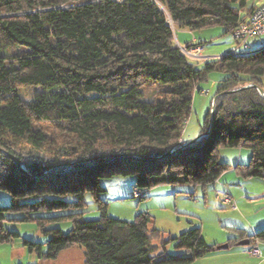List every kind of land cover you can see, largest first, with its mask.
<instances>
[{
  "label": "trees",
  "instance_id": "obj_1",
  "mask_svg": "<svg viewBox=\"0 0 264 264\" xmlns=\"http://www.w3.org/2000/svg\"><path fill=\"white\" fill-rule=\"evenodd\" d=\"M257 2L0 0V200H7L0 244L20 238L9 223H32L48 237L46 251L22 245L42 260L72 247L83 250L84 264H192L214 253L199 228L165 239L148 213L132 222L109 218L101 180L132 177L141 191L206 187L229 169L219 161L223 148L249 149L238 173L264 180V100L253 87L264 79V48L196 68L169 25L190 32L221 26L231 34ZM214 71L227 76L215 93L212 128L209 113L203 137L179 147L194 91ZM144 89L154 90L151 100ZM86 195L95 221L83 220ZM59 223L69 231L51 227ZM242 240L264 242V230L228 245ZM171 242L182 255H169Z\"/></svg>",
  "mask_w": 264,
  "mask_h": 264
},
{
  "label": "rangeland",
  "instance_id": "obj_2",
  "mask_svg": "<svg viewBox=\"0 0 264 264\" xmlns=\"http://www.w3.org/2000/svg\"><path fill=\"white\" fill-rule=\"evenodd\" d=\"M259 3H256L258 4L257 7L261 5ZM169 25L175 34V44L179 48L184 47L187 52L186 57L196 64V68H200L201 64L207 60L227 55L233 49L235 50L233 54L239 55L264 48V34L248 40L247 44L244 45L237 42L233 37L234 30L230 34L221 26L190 32L175 29L170 21ZM178 41L182 45L178 44ZM188 43L199 45L187 47ZM199 47L204 49L203 54ZM226 76L225 73L214 71L207 76L205 81L198 84L192 97L190 114L184 125L182 139L193 135L190 140L193 141L200 136L210 113L218 85ZM260 89L264 93V79ZM153 93V89H144L143 99L151 100ZM19 95L23 100L28 101L32 93L21 90ZM250 157V151L246 148L220 149L219 161L229 166L228 171L222 175L220 183L206 187H162L165 186L162 185L153 188L154 193H151V197L145 200L133 199L130 196L134 187L132 177L115 176L110 179H103L101 186L106 192L102 200L107 204V216L120 221L132 222L137 214L148 213L153 218L152 226L163 232L165 239L174 238L189 229L199 228L202 238L209 246H221L230 242L233 243L242 236H251L264 230V180L244 179L239 175L237 167L247 165ZM18 162L20 163V161ZM20 165L25 169L21 163ZM169 188H171L170 191ZM0 196L3 197L4 195L0 194ZM225 197L231 199L233 207L221 203V199ZM0 203L5 205L7 200L1 199ZM85 203L83 220L95 221L99 219V213L93 199L86 195ZM59 224L51 227H60L64 233L69 231V223ZM7 227L10 231L17 232L20 238L12 243L0 244V264L84 263V258L79 252L75 256L64 255L56 261L39 259L27 252L22 245V240L44 244L43 251L45 252L47 247L45 243L48 237L42 236L32 223H9ZM255 242L260 243L259 241ZM174 245L175 242H171L167 246V251L171 256H177L175 253H181V251H175ZM252 245L249 244L246 247L232 245L230 251L228 249L224 251L227 252L225 254H230L236 258V253L240 254L241 251ZM22 249L26 252L24 256L21 254ZM13 252L15 259L12 260ZM244 253L243 251L242 254ZM243 257L247 258V256L242 255Z\"/></svg>",
  "mask_w": 264,
  "mask_h": 264
},
{
  "label": "crops",
  "instance_id": "obj_3",
  "mask_svg": "<svg viewBox=\"0 0 264 264\" xmlns=\"http://www.w3.org/2000/svg\"><path fill=\"white\" fill-rule=\"evenodd\" d=\"M263 2H264V0L261 3H263ZM193 41H194V39H193ZM194 43H195V41H194ZM178 44L182 45V43H180V41H178ZM184 44H186V43H184ZM195 45L196 44H194V46ZM199 48L201 49V52L203 54L204 53V49L202 47H199ZM234 52H235V50L233 49L232 52H228V53H234ZM209 57H211V56H209ZM213 57H216V56H213ZM192 138H193V135H192V137L190 135L186 139H182L181 138L180 142L184 144V143L189 142ZM221 181H222V176L215 183H220ZM162 187H174V186L165 185V186H162ZM133 189H134V187H133ZM170 189L171 188H169V191H170ZM151 193H154V190L147 191V195H148L147 198H150L151 197ZM130 196H131V194H130ZM247 249L248 248H245L243 250L245 252L244 254H242L243 251H241L240 254L236 253L235 254L236 255V258L233 257V256H231L230 254H225V253H227L225 251H215L214 253H211L209 255H206V256H204V257L196 260L193 264H264V242H260L256 246V249L258 251V256H254V257L249 256L248 254H246ZM228 251H230V247L228 248ZM77 252H79L83 256V258H84V254H83V250L82 249H80L78 247L77 248L76 247H72V248H68V249L62 251L58 255L57 259L59 257L64 256V255L65 256H75ZM25 253H26L25 250L22 249L21 250V254L24 256ZM175 254L176 255H182L183 252H181V253H175ZM242 255L243 256H247V258H245V257L242 258ZM11 256H12V260L15 259L14 258V252L12 253ZM57 259H55L53 261H56Z\"/></svg>",
  "mask_w": 264,
  "mask_h": 264
},
{
  "label": "built area",
  "instance_id": "obj_4",
  "mask_svg": "<svg viewBox=\"0 0 264 264\" xmlns=\"http://www.w3.org/2000/svg\"><path fill=\"white\" fill-rule=\"evenodd\" d=\"M264 34V2L261 3L258 7H256L251 14L248 16V19L238 24L234 31H233V37L237 40V42L241 41H248L253 39L254 37H259ZM180 50L184 55H187L186 50L180 47ZM131 197L133 199H139L143 200L147 198V191H141L138 189H133ZM221 203L223 205L231 206L233 207V204L231 202L230 198H222ZM258 245V242H254V244L249 247L246 251V253L249 256H258V251L256 249V246Z\"/></svg>",
  "mask_w": 264,
  "mask_h": 264
},
{
  "label": "water",
  "instance_id": "obj_5",
  "mask_svg": "<svg viewBox=\"0 0 264 264\" xmlns=\"http://www.w3.org/2000/svg\"><path fill=\"white\" fill-rule=\"evenodd\" d=\"M247 87H252V85H249V86H247ZM247 87H245V88H247ZM253 87H255V89H256V91H257V93L259 94V96L264 100V93H263V91L258 87V86H253ZM241 89H244V88H241ZM241 89H235V90H232V91H229V92H225V93H233V92H236V91H239V90H241ZM218 96H215L214 98H213V102H212V106H211V110H210V123H209V131H210V129L212 128V125H213V123H214V119H215V114H214V102H215V100H216V98H217ZM203 137V135L202 136H199V137H197L195 140H193V141H190V142H187V143H184V144H181V143H179V147H185V146H187V145H189V144H192V143H194V142H196V141H198L199 139H201ZM14 161H15V163L24 171V172H26V170L20 165V163L15 159V158H12ZM27 173V172H26ZM249 241L248 240H242V241H239L236 245L238 246V247H246V246H249ZM229 248V246H228V244H225V245H221V246H217L216 247V251H224V250H227Z\"/></svg>",
  "mask_w": 264,
  "mask_h": 264
},
{
  "label": "bare ground",
  "instance_id": "obj_6",
  "mask_svg": "<svg viewBox=\"0 0 264 264\" xmlns=\"http://www.w3.org/2000/svg\"><path fill=\"white\" fill-rule=\"evenodd\" d=\"M247 42H248V41H241V42H239V43H240V44H244V45H246Z\"/></svg>",
  "mask_w": 264,
  "mask_h": 264
}]
</instances>
